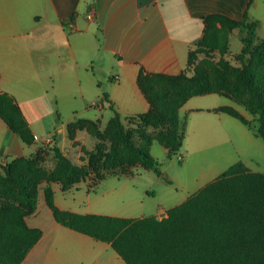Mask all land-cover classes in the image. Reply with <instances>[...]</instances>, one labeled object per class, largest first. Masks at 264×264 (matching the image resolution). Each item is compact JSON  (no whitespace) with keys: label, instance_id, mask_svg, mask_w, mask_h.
I'll use <instances>...</instances> for the list:
<instances>
[{"label":"crops","instance_id":"obj_1","mask_svg":"<svg viewBox=\"0 0 264 264\" xmlns=\"http://www.w3.org/2000/svg\"><path fill=\"white\" fill-rule=\"evenodd\" d=\"M244 15L247 23L256 24V38L264 40V0H0V93L13 100L33 137L24 144L0 118V161L27 159L48 137L62 147L68 127L79 121L104 128L117 114L123 125L135 128L129 120L149 111L139 74H181L204 37L206 18L240 23ZM211 25L226 37V56L237 57L244 33L219 22ZM223 98L192 97L178 110L184 133L181 163L190 170L188 179L167 178L163 194H134L135 181L149 178L147 170H139L138 177H108L90 192L84 184L65 192L55 185V207L82 216L161 220L237 162L264 173L257 123ZM220 107L252 123L245 126L215 112ZM155 145L150 155L161 162L152 154ZM37 200L35 212L23 220L42 235L20 264H125L109 244L57 224L44 194Z\"/></svg>","mask_w":264,"mask_h":264},{"label":"trees","instance_id":"obj_2","mask_svg":"<svg viewBox=\"0 0 264 264\" xmlns=\"http://www.w3.org/2000/svg\"><path fill=\"white\" fill-rule=\"evenodd\" d=\"M215 22L244 33L241 53L235 57L240 69L235 71L238 88L234 95L237 98L245 95L243 106L257 123V136L264 141V40L256 38V24L247 23L245 15L240 23L209 17L205 19L204 37L197 47L226 54V37L211 25ZM191 65L192 52L188 56V67ZM222 65L224 69L228 68L227 64ZM207 70L204 64L195 68L191 77L141 73L138 76V87L149 104V111L129 121L142 135L147 128L156 130L155 141L167 150L168 155L178 152L184 139L183 128L179 132L178 119L182 105L197 96L217 94L224 97ZM215 112L226 114L245 126L252 123L230 107H220ZM0 118L24 144L33 142L18 107L1 93ZM96 123L79 121L69 127L90 126L97 130ZM131 133L115 114L101 132L103 135L99 131L96 135L106 137L113 146L119 145L126 157L136 159L145 170L165 180L161 165L149 152L152 139L144 136V144L135 146L130 140ZM53 152L56 164L48 179L59 183L62 192L87 178L89 168L97 172L126 166L115 147L97 158L91 157L89 168L74 166L57 148ZM35 165L31 160L15 159L4 170L5 177L0 178V195L18 202L29 214L36 210L38 202L29 183L32 174H39ZM104 179L98 176L97 182ZM43 194L57 224L96 242L109 244L125 264H264V173L251 172L241 162L233 164L183 203L169 209L161 220L63 212L55 207L49 185ZM11 211V208H0V264H20L42 235L41 230L26 226L24 214H9Z\"/></svg>","mask_w":264,"mask_h":264},{"label":"rangeland","instance_id":"obj_3","mask_svg":"<svg viewBox=\"0 0 264 264\" xmlns=\"http://www.w3.org/2000/svg\"><path fill=\"white\" fill-rule=\"evenodd\" d=\"M227 62V63H226ZM223 63L228 65L227 69L223 68ZM205 66L208 68L207 74L210 77L211 81L218 84V92L222 93L225 99H220L221 101L226 102L227 99L232 103L233 106L240 108L241 110H245L243 106V101L245 100V95H240L237 98L234 95V90L238 88L236 84V76L235 71L240 69L239 62L234 58H228L226 54L219 53L218 50H213L211 48H200L196 47L192 51V65L188 67L181 74L191 77L193 76L194 69L198 66ZM204 68V67H203ZM180 75V74H179ZM178 76V75H177ZM96 129L87 126L86 128H71L68 127L67 133V141L62 146L57 148L65 157L76 167L78 168H89L90 158H97L101 153L105 154L110 150V148L115 147L119 149L122 159L125 161L126 166L116 167L114 169H99L95 172L92 168H89V175L83 181H80L71 186L70 189H74L75 186L85 185V189L87 192H90L93 187H95L98 182V176H103L106 178H123V177H138L139 173L142 170H145L143 166L136 160L132 159V157H126L125 153L121 150L119 145L113 146L112 142L108 140L106 137H100L101 132L104 131V128L100 127V124L96 123ZM126 130L132 131L130 134V140L135 146H139L144 144L145 138L150 137L152 139L151 144L156 140L157 131L151 128H147L144 130V135L141 132H138L137 128L130 127L129 124L124 125ZM182 130V122L179 121V132ZM99 131L100 134L96 135V132ZM79 132V133H78ZM103 134H101L102 136ZM50 139L49 144L44 141H39V145L34 154L27 158V160H31L35 162V167L39 171V174H32L29 177V183L32 191L37 195L43 194L44 188L49 185L52 189L55 185L60 186L59 183L55 181H50L48 176L55 169L56 160L54 159V148H56L55 144L52 142V137H48ZM161 147L159 145H155L152 149V154L154 157H158L161 162H158L160 166V171L164 174L165 180L167 178L182 179L189 178V169L183 167L182 162V154L180 153V149L174 155H168L167 159H164L161 154ZM11 161L3 162L0 161V178L5 177L4 170L8 168ZM139 170H141L139 172ZM162 177L160 181H158L157 176L150 173L149 178L143 176L139 178V180L135 181L134 186V194H145L146 191L150 190L155 194H163L165 190H167L168 183H166ZM108 182H114L116 185V181L112 179ZM132 182V179L131 181ZM100 183V182H99ZM0 186H2L0 182ZM109 187V183L105 186V189ZM69 189V190H70ZM61 190V186H60ZM1 194V192H0ZM0 208H11L12 211L9 214H18L29 217L32 213H28V209L23 208L18 202L13 201L11 199L5 198L0 195Z\"/></svg>","mask_w":264,"mask_h":264},{"label":"built area","instance_id":"obj_4","mask_svg":"<svg viewBox=\"0 0 264 264\" xmlns=\"http://www.w3.org/2000/svg\"><path fill=\"white\" fill-rule=\"evenodd\" d=\"M89 17L93 19V17H94V12H93V11H91V12L89 13ZM43 141L46 142L47 144H49L50 139H49V138H46V139L43 140Z\"/></svg>","mask_w":264,"mask_h":264}]
</instances>
